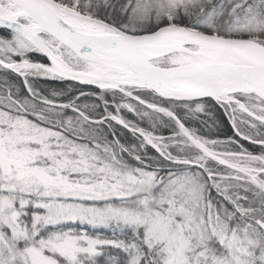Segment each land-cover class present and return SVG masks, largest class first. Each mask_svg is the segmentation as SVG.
<instances>
[{"label":"snow or ice","instance_id":"obj_1","mask_svg":"<svg viewBox=\"0 0 264 264\" xmlns=\"http://www.w3.org/2000/svg\"><path fill=\"white\" fill-rule=\"evenodd\" d=\"M0 264H264V0H0Z\"/></svg>","mask_w":264,"mask_h":264},{"label":"trees","instance_id":"obj_2","mask_svg":"<svg viewBox=\"0 0 264 264\" xmlns=\"http://www.w3.org/2000/svg\"><path fill=\"white\" fill-rule=\"evenodd\" d=\"M42 86L48 87V85H42ZM223 133H227V128L223 129Z\"/></svg>","mask_w":264,"mask_h":264}]
</instances>
